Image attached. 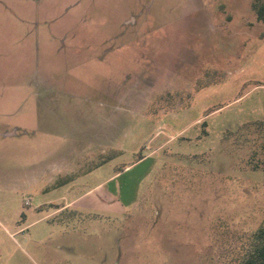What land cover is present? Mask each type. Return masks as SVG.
Instances as JSON below:
<instances>
[{
    "label": "rangeland",
    "instance_id": "rangeland-1",
    "mask_svg": "<svg viewBox=\"0 0 264 264\" xmlns=\"http://www.w3.org/2000/svg\"><path fill=\"white\" fill-rule=\"evenodd\" d=\"M255 3L0 0V264H247Z\"/></svg>",
    "mask_w": 264,
    "mask_h": 264
},
{
    "label": "trees",
    "instance_id": "trees-1",
    "mask_svg": "<svg viewBox=\"0 0 264 264\" xmlns=\"http://www.w3.org/2000/svg\"><path fill=\"white\" fill-rule=\"evenodd\" d=\"M260 22L264 23V6L253 5ZM252 242L256 244L254 251L249 255L247 264H264V226L252 236Z\"/></svg>",
    "mask_w": 264,
    "mask_h": 264
},
{
    "label": "built area",
    "instance_id": "built-area-1",
    "mask_svg": "<svg viewBox=\"0 0 264 264\" xmlns=\"http://www.w3.org/2000/svg\"><path fill=\"white\" fill-rule=\"evenodd\" d=\"M26 205H30V202H27Z\"/></svg>",
    "mask_w": 264,
    "mask_h": 264
},
{
    "label": "crops",
    "instance_id": "crops-1",
    "mask_svg": "<svg viewBox=\"0 0 264 264\" xmlns=\"http://www.w3.org/2000/svg\"><path fill=\"white\" fill-rule=\"evenodd\" d=\"M70 204H68L67 206H69Z\"/></svg>",
    "mask_w": 264,
    "mask_h": 264
}]
</instances>
